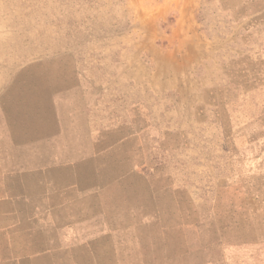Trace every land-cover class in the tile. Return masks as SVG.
I'll return each instance as SVG.
<instances>
[{"label":"rangeland","instance_id":"obj_1","mask_svg":"<svg viewBox=\"0 0 264 264\" xmlns=\"http://www.w3.org/2000/svg\"><path fill=\"white\" fill-rule=\"evenodd\" d=\"M260 27L264 0H0V85L61 64L75 103L137 132L134 195L73 227L83 264H264Z\"/></svg>","mask_w":264,"mask_h":264},{"label":"crops","instance_id":"obj_2","mask_svg":"<svg viewBox=\"0 0 264 264\" xmlns=\"http://www.w3.org/2000/svg\"><path fill=\"white\" fill-rule=\"evenodd\" d=\"M256 29L248 58L262 68L264 27ZM42 77L19 72L12 84L0 85V256L5 264H83L89 258L73 227L89 233V219L106 211L107 189L113 200L134 195L121 186L125 157L133 150L136 158L137 132L108 129L104 115L75 103L83 92L70 78ZM258 93L262 109L264 81Z\"/></svg>","mask_w":264,"mask_h":264},{"label":"bare ground","instance_id":"obj_3","mask_svg":"<svg viewBox=\"0 0 264 264\" xmlns=\"http://www.w3.org/2000/svg\"><path fill=\"white\" fill-rule=\"evenodd\" d=\"M37 38V37H36ZM35 41V40H34ZM47 45V44H46ZM48 46V45H47ZM46 47V46H45ZM44 47V48H45ZM61 47V46H60ZM63 47V46H62ZM61 47V48H62ZM42 48V49H44ZM38 49V48H37ZM54 49V48H53ZM55 50V49H54ZM34 51V50H33ZM47 51V50H46ZM52 52V50H51ZM40 54V52H39ZM13 62V61H12ZM44 70V69H43ZM31 71V70H29ZM67 71L63 69V66H61V64H57V63H52L51 66L49 67V70H44L43 73L40 72L41 74H44V75H56L58 73H61V74H65ZM45 81V80H44ZM48 81V80H47Z\"/></svg>","mask_w":264,"mask_h":264}]
</instances>
